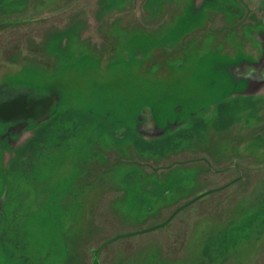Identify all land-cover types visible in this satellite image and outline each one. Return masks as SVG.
<instances>
[{"label": "flooded vegetation", "instance_id": "flooded-vegetation-1", "mask_svg": "<svg viewBox=\"0 0 264 264\" xmlns=\"http://www.w3.org/2000/svg\"><path fill=\"white\" fill-rule=\"evenodd\" d=\"M263 1L0 0L2 188L3 171L20 172L57 140L78 134L96 150L77 178L91 185H115L136 175L156 179L152 183L176 180V163L190 160L202 164L194 180L209 176L210 133L199 138L198 127L234 110L249 118L264 114ZM83 63L97 71L117 63L134 67L145 75L148 89L116 103L98 101L106 98L101 89L93 93L96 103L71 106L74 92L63 74ZM67 122L74 127H66ZM136 158L143 165L140 171ZM260 160L263 174L253 180H264ZM241 174L240 180H249L245 171ZM225 187L200 192L159 221L121 226L111 237L116 246L110 260L101 256L109 243L103 242L90 263L126 264L145 256L152 244L168 256L169 224L192 201ZM3 211L1 190L0 215ZM210 216L221 222L216 214ZM122 237L139 238L121 249ZM247 239L257 244L251 264H261L263 220Z\"/></svg>", "mask_w": 264, "mask_h": 264}, {"label": "rangeland", "instance_id": "rangeland-1", "mask_svg": "<svg viewBox=\"0 0 264 264\" xmlns=\"http://www.w3.org/2000/svg\"><path fill=\"white\" fill-rule=\"evenodd\" d=\"M63 75L74 92L71 106L81 109L96 103L93 93L101 89L106 98L98 101L114 103L118 99L127 102L148 89L143 73L121 63L104 71L83 63L68 67ZM155 88L158 93L159 86ZM236 112L218 115L198 127L199 138L204 132L210 133V147L206 149L211 156L210 175L200 178L203 180H194L202 164L190 160L188 165L176 163V180L152 183L156 179L143 180L136 175L135 180H117L115 185L80 181V167L91 161L96 150L79 134L63 143L57 140L37 159H29L20 172L3 171L7 180H3V188L0 181L4 195L0 264H91L93 250L103 242L109 243L101 256L110 260L116 246L111 237L121 226L159 221L168 210L225 183L224 189L192 201L169 224L168 256L160 255L158 246L152 244L143 251L145 256L125 263L251 264L257 244L247 239V234L264 222V180H253L263 174L264 114L249 118ZM66 127L74 124L67 122ZM139 159H134L138 171L143 169ZM242 170L249 180H240ZM261 195L263 201L259 202ZM138 238L122 237L118 246L123 249ZM262 255L264 264V242Z\"/></svg>", "mask_w": 264, "mask_h": 264}]
</instances>
